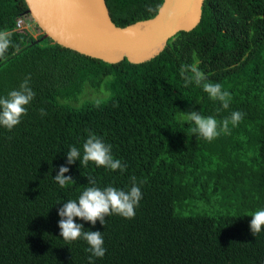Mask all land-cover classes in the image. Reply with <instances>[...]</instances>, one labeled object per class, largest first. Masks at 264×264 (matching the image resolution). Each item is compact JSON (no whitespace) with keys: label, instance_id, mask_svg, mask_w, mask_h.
<instances>
[{"label":"trees","instance_id":"1","mask_svg":"<svg viewBox=\"0 0 264 264\" xmlns=\"http://www.w3.org/2000/svg\"><path fill=\"white\" fill-rule=\"evenodd\" d=\"M105 3L123 28L152 19L163 0ZM26 11L24 0H0V32L12 42L0 57V97L29 76L35 92L20 124L0 126V264H89L86 241L60 236L58 209L89 180L127 191L133 176L143 194L134 218H74L104 236L95 264H264V229L253 236L249 227L264 209V0H204L198 25L141 64L85 56L40 29L34 38L17 26ZM187 65L230 92L228 109L202 85L184 86ZM191 110L245 117L208 142L191 131ZM89 133L112 146L124 171L67 164ZM61 165L75 181L63 188L53 178Z\"/></svg>","mask_w":264,"mask_h":264},{"label":"clouds","instance_id":"2","mask_svg":"<svg viewBox=\"0 0 264 264\" xmlns=\"http://www.w3.org/2000/svg\"><path fill=\"white\" fill-rule=\"evenodd\" d=\"M11 33L7 31L0 32V57H3L7 49L11 46ZM188 73H191L189 75ZM180 76L184 80V86L188 87L193 82L202 85L203 91L214 101H219L223 109H228L231 100L230 92L223 89L220 83L208 81L205 74L195 65L181 66ZM30 76L20 84L19 89L10 91L6 97H0V126L11 131L20 124L22 116L27 114V105L35 97V92L30 87ZM41 116L47 115L41 108ZM188 119L194 122L195 127L191 129L193 134H198L208 142L218 138L221 134H230V127L238 126L245 117L241 111H233L230 116L222 120H217L214 116H203L196 110H191L187 114ZM83 153L80 149L72 146L66 153V162L68 165L74 164L77 160L81 166H86L93 162L96 166L105 167L112 171H124L126 165L120 159H114L112 155V146L106 144L102 138L89 133L88 138L83 144ZM70 171L69 167L61 165L58 173L53 177L60 185L65 187L75 181L70 175H65ZM131 187L125 191L113 186H107L103 189L97 187L94 181L89 180L90 186L86 187L79 195L78 199L63 202L62 207L58 209L60 220V236L63 240L71 243L82 239L87 242L88 248L85 250L90 253L88 256L89 264H95L94 258H103L106 253L104 247V236L101 231L86 230L83 223H76L74 218L90 222L95 226L97 221L101 225L105 224V217L116 214L126 219L135 217V209L139 206L142 199V191L137 183L135 176L131 177ZM141 184L143 181L140 182ZM250 231L253 236L264 229V209H259L251 214Z\"/></svg>","mask_w":264,"mask_h":264},{"label":"water","instance_id":"3","mask_svg":"<svg viewBox=\"0 0 264 264\" xmlns=\"http://www.w3.org/2000/svg\"><path fill=\"white\" fill-rule=\"evenodd\" d=\"M24 1L44 37L106 63L141 64L156 57L177 33L198 25L204 0H163L152 19L123 28L111 21L105 0Z\"/></svg>","mask_w":264,"mask_h":264},{"label":"rangeland","instance_id":"4","mask_svg":"<svg viewBox=\"0 0 264 264\" xmlns=\"http://www.w3.org/2000/svg\"><path fill=\"white\" fill-rule=\"evenodd\" d=\"M19 26V29H27L34 38L41 34L39 28L36 26L32 18L21 20L19 22Z\"/></svg>","mask_w":264,"mask_h":264},{"label":"built area","instance_id":"5","mask_svg":"<svg viewBox=\"0 0 264 264\" xmlns=\"http://www.w3.org/2000/svg\"><path fill=\"white\" fill-rule=\"evenodd\" d=\"M19 22H20V21H19ZM19 22L17 23L18 28L20 27V26H19Z\"/></svg>","mask_w":264,"mask_h":264}]
</instances>
